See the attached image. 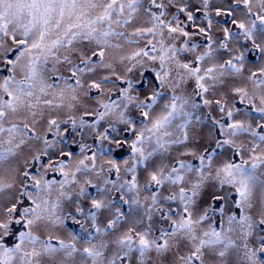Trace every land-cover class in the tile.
Returning <instances> with one entry per match:
<instances>
[{"label":"snow or ice","instance_id":"6c2138e0","mask_svg":"<svg viewBox=\"0 0 264 264\" xmlns=\"http://www.w3.org/2000/svg\"><path fill=\"white\" fill-rule=\"evenodd\" d=\"M0 73V264H264V0H0Z\"/></svg>","mask_w":264,"mask_h":264},{"label":"rangeland","instance_id":"374dc122","mask_svg":"<svg viewBox=\"0 0 264 264\" xmlns=\"http://www.w3.org/2000/svg\"><path fill=\"white\" fill-rule=\"evenodd\" d=\"M217 19H220L221 21L224 20L223 17H221V18H217ZM229 27H231V25H229ZM213 32H214V35H219V33L216 31V29H214ZM194 39H195L196 41L200 42L201 44L204 43V40H203V38H201V37H195ZM249 47H250V45H249ZM249 59L254 61V60H255V56L252 55V56L249 57ZM252 66H253V65H251V64L249 65V67H252ZM4 74H6V73H0V75H4ZM149 75H150V74H149ZM218 94H219V93H218ZM213 114L215 115V112H213ZM61 116H63V113H61ZM38 130H39V131H43V130H44V129H43V124L40 125V126H38ZM201 136L203 137V139H201L200 144H194L193 147H195V148H197V149H200L201 147H204V146L207 145V143H208V139H209V129H208V128H203V129L201 130ZM49 138L51 139V136H49ZM72 138H74V137L70 135L69 139L71 140ZM77 139H78V138H77ZM35 147H40V145H36ZM113 147H114V146H113ZM34 150H35V148H32L31 150L28 149V148H26V149L24 150V152H23V154H22V156H21V159H20V161H19V166H20V167H23L24 159H25V158H30L31 152L34 151ZM76 150H77V149L73 146V151H76ZM126 154H127V150H126V149H125V150H122V151H120V152L117 153L118 156H124V155H126ZM68 228H71V229H73V230H78V226L73 225V224H71L70 222H69V224H68Z\"/></svg>","mask_w":264,"mask_h":264}]
</instances>
